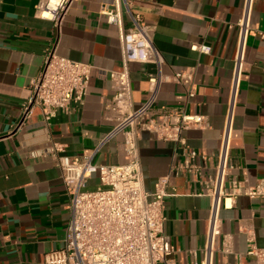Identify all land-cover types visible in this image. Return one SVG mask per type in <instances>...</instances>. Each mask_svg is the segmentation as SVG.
<instances>
[{
    "label": "crops",
    "instance_id": "0c3cea01",
    "mask_svg": "<svg viewBox=\"0 0 264 264\" xmlns=\"http://www.w3.org/2000/svg\"><path fill=\"white\" fill-rule=\"evenodd\" d=\"M43 0H0V264H45L46 255L65 245L70 220V195L57 166L58 156H79L94 149L116 123L108 110L115 89L111 71L123 68L118 30L101 15L110 0H74L60 29L38 16ZM132 10L153 27V43L161 52L164 74L195 67L196 96L187 104L190 114L202 115L205 125L183 132L190 149L216 158L225 123L237 30L243 0H130ZM126 27L131 25L124 11ZM246 63L236 106L228 182L255 185L264 178V0H255ZM206 43L212 52L191 49ZM62 57L92 65L84 102L58 112L48 123L36 110L22 123V104L32 80L44 64L48 49ZM152 63H132L133 104L149 94ZM184 87L176 81L161 84L158 106H181ZM144 187L152 192L157 179L171 176L174 194L165 200V232L175 249L176 264L203 259L211 199L202 185L185 173L176 174L184 160L180 147L143 131L138 139ZM59 147V150H56ZM96 163L125 162L121 138L106 144ZM198 163L204 164L198 158ZM213 171L205 170V178ZM99 185L97 175L89 187ZM221 228L229 253L217 252L215 264H257L247 251L252 242L264 248V198L237 195L225 200Z\"/></svg>",
    "mask_w": 264,
    "mask_h": 264
},
{
    "label": "built area",
    "instance_id": "2783aa9c",
    "mask_svg": "<svg viewBox=\"0 0 264 264\" xmlns=\"http://www.w3.org/2000/svg\"><path fill=\"white\" fill-rule=\"evenodd\" d=\"M74 0H43L38 16L50 19L60 29ZM103 3L100 13L117 28L121 43L123 68L111 71L109 77L115 93L108 103L114 113L115 125L101 137L93 150L79 156L61 155L56 159L63 183L70 195V220L65 245L46 255L45 264H176L175 249L165 232V200L174 194L171 176L157 179L152 192L144 187L138 139L143 131H151L161 140L176 143L184 160L176 167V174L185 173L192 182L202 185V192L211 199L203 259L198 264H215L217 252L229 253L228 239L221 228L220 211L225 200L237 195L264 198V178L255 185L246 180L228 182L235 168L231 162L232 138L236 106L241 89L248 41L252 29L255 0H243L242 14L231 25L237 38L225 123L216 158L190 149L183 132L192 126L205 125L202 115L190 114L187 104L197 93L195 67H188L173 75L162 71L164 58L153 43L152 26L132 10L130 0H110ZM124 11L131 25L126 27ZM264 38V33H260ZM191 49L202 54L212 52L206 43L193 44ZM132 63H152L156 72L149 74V94L143 104L134 107L130 75ZM92 65L62 57L56 47L48 49L44 64L32 80L30 96L22 104L21 123L36 110L49 122L58 112H69L84 102L88 91ZM176 81L185 90L186 101L181 106H158L162 83ZM121 138L125 162L96 163L94 157L106 144ZM59 150V147H56ZM201 158L204 164L198 163ZM213 172L205 178V170ZM97 175L99 185L89 187ZM248 255L264 264V248L251 241Z\"/></svg>",
    "mask_w": 264,
    "mask_h": 264
}]
</instances>
